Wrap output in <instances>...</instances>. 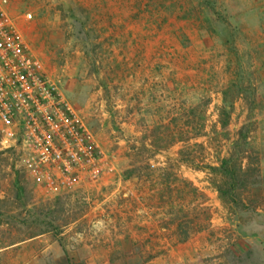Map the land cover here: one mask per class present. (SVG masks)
<instances>
[{
    "label": "rangeland",
    "instance_id": "374dc122",
    "mask_svg": "<svg viewBox=\"0 0 264 264\" xmlns=\"http://www.w3.org/2000/svg\"><path fill=\"white\" fill-rule=\"evenodd\" d=\"M212 1L7 0L109 163L48 189L0 148V264H264V0ZM242 127L230 205L208 166Z\"/></svg>",
    "mask_w": 264,
    "mask_h": 264
},
{
    "label": "built area",
    "instance_id": "2783aa9c",
    "mask_svg": "<svg viewBox=\"0 0 264 264\" xmlns=\"http://www.w3.org/2000/svg\"><path fill=\"white\" fill-rule=\"evenodd\" d=\"M0 0V148H20L48 189L95 181L108 165L93 131L24 41Z\"/></svg>",
    "mask_w": 264,
    "mask_h": 264
},
{
    "label": "trees",
    "instance_id": "16d2710c",
    "mask_svg": "<svg viewBox=\"0 0 264 264\" xmlns=\"http://www.w3.org/2000/svg\"><path fill=\"white\" fill-rule=\"evenodd\" d=\"M207 6L218 15L215 5L212 0H205ZM230 49L237 54V50L231 43ZM224 111V109H223ZM219 115V121L223 128L228 126L229 116L224 112ZM249 135V129L242 127L238 132V138L233 141V148L227 157H224L219 165H210L208 169L215 175L220 176V180L215 183L220 199L225 204L239 205L240 195L239 191L243 188L247 180L245 179L243 170V145ZM66 252L65 248H63Z\"/></svg>",
    "mask_w": 264,
    "mask_h": 264
},
{
    "label": "crops",
    "instance_id": "0c3cea01",
    "mask_svg": "<svg viewBox=\"0 0 264 264\" xmlns=\"http://www.w3.org/2000/svg\"><path fill=\"white\" fill-rule=\"evenodd\" d=\"M94 256H95V255H94ZM91 258H93V256H92Z\"/></svg>",
    "mask_w": 264,
    "mask_h": 264
}]
</instances>
